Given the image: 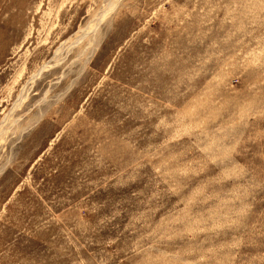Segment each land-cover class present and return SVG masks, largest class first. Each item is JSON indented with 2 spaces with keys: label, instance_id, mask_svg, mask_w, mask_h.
<instances>
[{
  "label": "rangeland",
  "instance_id": "obj_1",
  "mask_svg": "<svg viewBox=\"0 0 264 264\" xmlns=\"http://www.w3.org/2000/svg\"><path fill=\"white\" fill-rule=\"evenodd\" d=\"M0 264H264V0H0Z\"/></svg>",
  "mask_w": 264,
  "mask_h": 264
},
{
  "label": "bare ground",
  "instance_id": "obj_2",
  "mask_svg": "<svg viewBox=\"0 0 264 264\" xmlns=\"http://www.w3.org/2000/svg\"><path fill=\"white\" fill-rule=\"evenodd\" d=\"M1 133V132H0Z\"/></svg>",
  "mask_w": 264,
  "mask_h": 264
}]
</instances>
